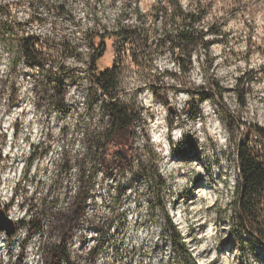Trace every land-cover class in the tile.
I'll use <instances>...</instances> for the list:
<instances>
[{
    "label": "rangeland",
    "instance_id": "obj_1",
    "mask_svg": "<svg viewBox=\"0 0 264 264\" xmlns=\"http://www.w3.org/2000/svg\"><path fill=\"white\" fill-rule=\"evenodd\" d=\"M175 1L185 14L201 7L197 27L210 43L194 51L185 75L178 53L154 51L140 65L137 45L113 49L118 25L147 30V45H157L161 28L177 29L167 0H0V211L16 227L11 238L0 232V264H49L41 257L58 237L48 221L29 237L19 224L66 208L85 136H107L93 60L98 71L114 62L121 70L117 98L136 118L116 141L137 158L130 169L86 163L94 175L84 216L58 264H188L172 248L167 217L195 264H264V247L245 238L240 250L229 232L235 144L247 125L264 128V0ZM31 39L28 61L20 46ZM247 72L252 80L239 87Z\"/></svg>",
    "mask_w": 264,
    "mask_h": 264
},
{
    "label": "trees",
    "instance_id": "obj_2",
    "mask_svg": "<svg viewBox=\"0 0 264 264\" xmlns=\"http://www.w3.org/2000/svg\"><path fill=\"white\" fill-rule=\"evenodd\" d=\"M171 6L169 20L175 22L179 20L177 29L167 30L161 28V34L157 45H147L144 40L148 39V32L144 28L132 25H118L116 33L118 43L113 45L116 53H121L122 46L137 45L139 53L133 57L136 64L143 62L152 63L151 58L154 51H168L171 55L175 53L182 57L177 58L176 66L181 75L189 72L191 57L198 48L209 51L210 43L205 40L206 33L199 30L197 25L201 21L199 16L200 6L197 12L185 14L178 2L167 0ZM168 15L167 11L164 13ZM216 35L215 33H212ZM37 40H22L20 50L25 60L32 61ZM155 46V47H154ZM98 58L102 57V47H97ZM139 60V61H138ZM90 68V78L93 85L104 96L103 111L109 119V129L107 136H85L84 153L75 159L78 173V185L74 196L71 198L66 208L54 210V212L39 211L29 217L28 220L20 222L19 227H27L31 236L35 232H46L45 222L48 221V229H53L58 237V241L45 248L41 259L48 260L49 264H58L60 260L67 257L66 239L71 231V227L83 216V206L88 198V192L94 175L92 167L87 168L86 163L93 161L100 165L119 167L120 169H130L132 162L137 158V153L130 149L127 153L120 152L119 143L116 141L119 135L130 132L133 127L135 115L117 98V85L121 75V70L117 63L105 70L98 71L96 61H92ZM252 78V77H251ZM249 73H244L237 81L239 87L246 81L249 83ZM65 91L59 92L62 98ZM241 101V105L244 106ZM200 101H195L188 112L190 118L199 113ZM235 164L237 185L233 192V210L230 217V234L237 240L240 250H243L245 238L253 242L257 247H264V128L258 125H247L244 135L235 144ZM135 153V154H134ZM35 159L32 156L30 162ZM64 163V162H63ZM62 163V164H63ZM65 169V167H62ZM50 218H49V217ZM166 223L171 238L172 248L181 255L188 264H195L186 249L185 242L177 233L171 220L167 217ZM1 232V231H0ZM9 238H11L9 236Z\"/></svg>",
    "mask_w": 264,
    "mask_h": 264
},
{
    "label": "water",
    "instance_id": "obj_3",
    "mask_svg": "<svg viewBox=\"0 0 264 264\" xmlns=\"http://www.w3.org/2000/svg\"><path fill=\"white\" fill-rule=\"evenodd\" d=\"M16 227L14 223L7 218L3 211H0V231H3L5 235L11 236L14 234Z\"/></svg>",
    "mask_w": 264,
    "mask_h": 264
},
{
    "label": "bare ground",
    "instance_id": "obj_4",
    "mask_svg": "<svg viewBox=\"0 0 264 264\" xmlns=\"http://www.w3.org/2000/svg\"><path fill=\"white\" fill-rule=\"evenodd\" d=\"M160 135H158V137H159ZM198 161V160H197ZM173 166V165H172ZM175 168V167H174ZM173 169V168H172ZM171 172V171H170ZM12 219H14V218H12ZM2 246V245H1Z\"/></svg>",
    "mask_w": 264,
    "mask_h": 264
}]
</instances>
